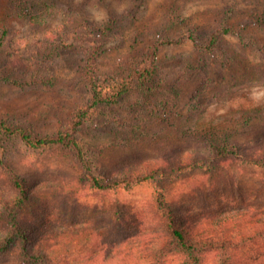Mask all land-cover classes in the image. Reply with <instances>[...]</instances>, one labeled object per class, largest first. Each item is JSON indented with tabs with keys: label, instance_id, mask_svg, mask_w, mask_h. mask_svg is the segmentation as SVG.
I'll return each instance as SVG.
<instances>
[{
	"label": "rangeland",
	"instance_id": "obj_1",
	"mask_svg": "<svg viewBox=\"0 0 264 264\" xmlns=\"http://www.w3.org/2000/svg\"><path fill=\"white\" fill-rule=\"evenodd\" d=\"M19 6L39 14L34 25L17 14ZM223 20L241 30L242 38L226 36L223 52L215 56L195 52L185 38L191 29L205 35ZM93 25L109 27L107 35L95 38ZM3 30L0 79L18 82L0 81V119L41 135L72 128L75 113L89 103L82 58L93 40L103 42L96 64L100 75L128 60L151 58L158 45L155 78L116 108L94 110L79 132L97 173L122 168L169 173L180 159L207 153L211 137L235 129L241 153L264 149V55L256 48L264 43V0H0V35ZM9 169L30 185L51 187L46 209L34 213H51L58 223L93 233L92 250L101 256L108 248L97 244L106 239L126 236L132 244L126 246L134 247L140 232L164 234L165 218L154 202L157 189L175 205L182 225L196 229L206 220L202 227L212 233L226 226L233 235L243 233L247 218L217 228L209 224L247 207L264 208V168L234 157L210 170L185 167L157 182L101 191L89 185L74 148L32 149L8 134L0 136V195L10 193ZM229 250L232 264H264V234ZM215 257L209 253L202 264H217ZM7 262L15 264L12 258Z\"/></svg>",
	"mask_w": 264,
	"mask_h": 264
},
{
	"label": "trees",
	"instance_id": "obj_2",
	"mask_svg": "<svg viewBox=\"0 0 264 264\" xmlns=\"http://www.w3.org/2000/svg\"><path fill=\"white\" fill-rule=\"evenodd\" d=\"M19 4V3H18ZM22 4V3H21ZM33 8V4L29 9ZM19 6L17 14L25 18L30 24H35L38 16L32 10ZM31 11V12H30ZM90 34L100 39L107 35L109 27L101 30L98 25L91 26ZM237 34L242 38L241 30L235 31L223 20L218 26L212 28L205 35H200L196 29L186 35L197 53L211 56L222 53V41L226 36ZM6 30L0 35V48L3 45ZM184 39V38H183ZM103 44V42H102ZM102 44L91 42L83 52V75L85 86L90 93V101L86 107L79 108L75 113L73 127L57 133L41 135L29 128L14 126L0 119V136L8 135L18 137L27 147L41 149L52 146L72 147L76 150L77 158L84 168V175L93 189L101 191L132 189L147 182H157L166 179L171 173L183 171L185 167L191 170H210L216 168L218 162H225L229 158H237L242 163L264 168V149L254 151L252 155L241 153L243 148L232 133L211 137L206 141L207 153H193L190 159H180L171 172L162 169H146L133 171L123 169L119 173H97L93 168L90 157L85 156L83 145H80L79 132L83 131L85 123L92 116L93 111L107 105L116 108L123 100L143 90V84L155 78L159 64L157 59L158 45H155L153 55L147 59H132L126 63L118 64L111 72L99 74L96 64L102 50ZM257 51L264 55V43L256 46ZM51 52L59 49L50 47ZM3 66H7L3 63ZM0 81L10 84L18 82L11 77H2ZM187 162V163H186ZM186 163V164H185ZM8 184L10 193L0 195V264H9L12 258L15 264H90L101 258L103 262L119 259L122 264H202L204 257L211 252L215 254L217 264H232L229 249L238 247L242 242L255 239L264 234V208L247 207L243 213L232 215L228 213L221 218L214 219L210 226L219 227L228 221L247 218L246 231L233 235L227 226L216 233H212L202 226L199 220L198 228L186 227L179 221V213L162 189L155 192V205L165 218L164 234L157 235V230H145L137 234L141 237L136 245L127 243L129 237L123 236L119 240L106 239V242L97 244V248H108L103 256L99 251L92 250L93 233H85L76 228V224L58 223L51 213H34L40 207L46 209L45 193L52 188H42L30 185L13 169L8 171ZM31 214L32 219L28 217ZM38 219L40 224H35ZM145 235L151 236L146 240ZM98 238H102L98 236ZM131 244V247L126 245ZM102 249V248H101ZM136 250V251H135ZM229 252V253H227ZM227 253V254H226ZM264 257V251L262 252ZM95 264V263H93Z\"/></svg>",
	"mask_w": 264,
	"mask_h": 264
}]
</instances>
